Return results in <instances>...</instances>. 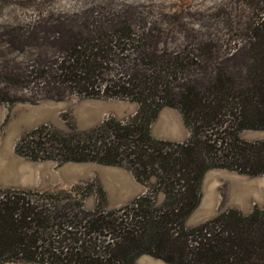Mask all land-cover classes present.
<instances>
[{"label":"trees","instance_id":"1","mask_svg":"<svg viewBox=\"0 0 264 264\" xmlns=\"http://www.w3.org/2000/svg\"><path fill=\"white\" fill-rule=\"evenodd\" d=\"M131 15L120 10L67 15L80 24L57 31L53 56L29 63L21 77L15 72L11 79L25 88L37 84L47 97L72 91L135 101L136 112L83 130L42 123L23 133L14 149L31 160L121 165L138 181L154 177V182L110 210L99 205L86 210L75 185L0 188V263L136 264L138 256L149 254L168 264H264V208L247 215L227 209L185 226L207 169L264 173V139L239 136L243 129H264V8L246 25L242 40L210 68L206 59L215 44L198 41L156 54ZM21 99L0 90V102ZM164 106L180 112L190 132L186 140L150 134ZM159 191L164 197L156 204Z\"/></svg>","mask_w":264,"mask_h":264},{"label":"rangeland","instance_id":"2","mask_svg":"<svg viewBox=\"0 0 264 264\" xmlns=\"http://www.w3.org/2000/svg\"><path fill=\"white\" fill-rule=\"evenodd\" d=\"M263 8L264 0H0V90L22 98L13 103L0 102V188L56 190L75 185L86 210L97 205L110 210L144 193L155 180L151 177L148 182H140L121 165L31 160L15 152L17 139L42 123L83 130L109 116L124 120L137 110L135 101L81 97L72 91H65L61 98L47 97L37 84L25 88L20 79L16 83L11 79L15 72L21 77L29 63L53 56L57 31L80 24V20L67 15L86 10L128 11L132 13L130 22L148 34L145 42L156 54L165 48L212 42L216 49L206 59L210 68L242 40L246 25ZM149 131L154 138L174 142H182L190 134L180 112L170 106L159 110ZM239 136L248 141L261 140L264 129H243ZM199 190V202L185 219L186 227L196 226L227 209L247 215L254 208H264V173L251 176L227 168H209ZM163 197L159 191L156 204ZM135 262L168 264L149 254L138 256Z\"/></svg>","mask_w":264,"mask_h":264},{"label":"bare ground","instance_id":"3","mask_svg":"<svg viewBox=\"0 0 264 264\" xmlns=\"http://www.w3.org/2000/svg\"><path fill=\"white\" fill-rule=\"evenodd\" d=\"M12 180H16L15 178H11Z\"/></svg>","mask_w":264,"mask_h":264}]
</instances>
